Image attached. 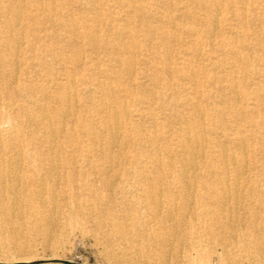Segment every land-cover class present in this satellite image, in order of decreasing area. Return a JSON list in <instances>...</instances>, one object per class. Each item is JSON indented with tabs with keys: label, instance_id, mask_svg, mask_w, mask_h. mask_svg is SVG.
Segmentation results:
<instances>
[{
	"label": "rangeland",
	"instance_id": "374dc122",
	"mask_svg": "<svg viewBox=\"0 0 264 264\" xmlns=\"http://www.w3.org/2000/svg\"><path fill=\"white\" fill-rule=\"evenodd\" d=\"M254 1L246 0L242 3L248 8L244 20L242 17L219 12L216 16L219 30L212 33L204 35L203 32H199L191 35L185 33L186 30L172 32L171 53L178 57L177 59L174 56L172 65L165 63L163 51H159L160 60L152 58L151 51L155 50L151 49V43L145 40L148 38L147 34L143 31L134 32L131 34L132 41L141 49L134 58L132 68H127L126 64L118 60L123 59L122 55L113 50L112 44H108L107 41L115 38L116 41L120 40L127 44L128 40L107 32L105 28L95 29L92 21L103 25L106 19H96L94 14L85 12L88 7L98 6L93 0H20L21 18L26 23L31 15L27 10H23V7L30 9L39 6L41 10L37 14V22L33 24L28 21L30 26L27 31L24 35L18 36L23 50L18 61L8 60L10 66L7 65L0 71V97H2L0 114L3 116L1 123L19 119L15 113H5L2 109L4 103H20L21 96L13 93L15 84L27 83L28 78L30 86L44 85L47 83V78L51 79L59 72L52 71L51 58L41 55L44 46L54 50V47H57L56 41H59L65 60L61 65H54L55 70L65 66L67 74L78 81H87L89 74L99 79L98 72L104 70H107L108 74L115 75L116 80L112 85L116 89L119 88L117 97L124 102L125 110L133 119L137 120V116H141L139 123L147 129L151 117L154 116L161 122V116L167 114V111L159 110L155 104L165 102L172 106L173 98L179 100L173 105L175 109H179L180 103L192 98L190 89H193L195 79L188 76L189 71H197L199 73L197 81L203 82L209 88L211 85L205 82L204 71L213 73L214 68L219 64V74L223 73L221 69L226 64V60L231 61L228 55L225 56V52L230 47H234L243 57L250 56L247 65L263 73L264 63L253 60L252 57L260 55L262 52L260 50L264 49L262 18L264 0H256L255 3ZM233 2L237 3V6L242 5L237 0ZM68 9L74 11L69 12L71 16L67 19L63 15ZM66 19L75 21L72 34L68 28H55L62 23L61 20L66 21ZM115 19L118 21L117 17ZM86 20L91 31L89 38L80 37L81 23ZM237 20L247 22L248 27L251 28L248 30L229 29L227 26L222 28L223 21L233 23ZM29 29L34 32L30 33ZM54 31L57 40L50 37ZM159 35L156 30L150 33L152 39H159ZM123 36L127 37L129 34ZM70 39L73 44L66 42ZM94 39L98 41L93 42ZM189 40L199 41L203 55L209 54L210 58L208 61L203 60L204 62L193 61L184 69L185 62L181 56L183 53L185 56L193 53L191 45L187 44ZM217 40L225 41L228 46L211 53L213 50L211 43ZM3 53L7 54L6 51ZM75 59L84 60L88 72H82L81 68L75 69ZM173 66L181 67L183 71L175 74L172 72ZM230 66L232 67L233 64ZM11 67L17 69V76L7 74V69ZM33 70L38 72L34 74ZM257 78L264 81V76ZM162 83H169L170 90L161 92ZM88 88L91 93L90 85L82 88L78 82L74 87L79 95L87 94ZM92 94L93 100L86 104V107L91 108L90 110L99 106V94H94V91ZM32 96L40 98L41 93L34 92ZM260 102L251 98L246 101L247 106L254 109L249 113L247 121H239L226 114L223 116L222 126L212 123L209 128L213 130V135L219 136L220 140L224 133L231 138L237 136L238 131L245 135L244 129L253 123L249 121L250 118L255 120V112L264 119V105ZM208 104L217 105L221 109L224 106L220 101L219 104L217 101H208ZM172 118L171 115L169 120ZM119 119L122 120V116ZM88 123L90 122L85 120L80 126ZM80 126L77 128L78 131L82 129ZM33 129L38 130L39 126L24 125L15 145L6 144L2 148L11 158L22 162L21 172L25 174L26 179L15 184L2 183V179L0 180V264H264V224L255 225L251 222L252 215L257 212L254 208L243 205L238 211L235 210L233 201L224 205L217 196H214V204L209 205L214 214H203L207 201L198 197L191 210L173 211L172 220L170 218L169 220L157 212L155 204L146 205L137 199L136 192L150 190L145 183L133 187L130 177L117 175L118 171L128 169L129 164L119 157L121 147L116 145L115 148L105 140L90 144L89 137L81 134L77 143L70 144L65 141L68 135L61 133L56 147L58 152L53 156L63 160L58 167L60 169L57 170L59 173H50L45 178V193L41 195L42 197L38 196L33 179L35 175L43 174L47 169V159L50 156L46 147L38 144L35 137L30 135L29 132ZM162 131L169 136L172 133L170 128H164ZM135 146L143 152L147 149L143 143H136ZM156 146H159V143ZM130 151L132 150L129 148L122 150L125 153ZM109 156L112 159L111 165L105 162L106 157ZM157 156L161 160L164 159L160 153ZM83 158L88 161H84ZM141 160L145 161V158ZM33 161L40 162L41 167L33 166ZM208 170L220 171L218 165ZM258 175L263 178L264 171H260ZM217 187L210 185L212 189ZM182 192L177 198L178 202L188 199L189 191ZM170 194L171 196L169 194L168 196L173 198L174 195ZM14 196L20 197L16 199ZM43 197L44 199H41ZM258 204L264 205V201H258ZM260 211L257 214L263 216L264 213ZM183 218L186 220L184 221Z\"/></svg>",
	"mask_w": 264,
	"mask_h": 264
},
{
	"label": "bare ground",
	"instance_id": "6f19581e",
	"mask_svg": "<svg viewBox=\"0 0 264 264\" xmlns=\"http://www.w3.org/2000/svg\"><path fill=\"white\" fill-rule=\"evenodd\" d=\"M93 1L98 6L88 7L85 12L94 14L96 19H106V23L103 25L92 21L95 29L105 28L104 30L107 32L128 40L126 41L128 42L127 44L120 40L116 41L115 38L107 41L108 44H112L113 50L122 55L123 59L118 60L126 64L127 68H132L134 58L137 57L140 52L139 49H141L132 41L131 34L136 31H143L147 34L148 38L145 40L149 41L151 49L155 50L154 52L151 51L152 58H157V61L160 60L159 51H163L165 63L172 65L171 61L176 57L171 53L170 47V43L173 40L172 32L186 30L185 33H191V35L199 32H203L205 35L206 33L209 34L219 30V22L216 19L219 12H224L233 17H242L243 20L244 15L248 13V8L242 4L246 0H237L239 1L238 3L242 4L238 6L237 3L233 2L234 0ZM250 2L253 3L252 1ZM19 3L20 0H0V71L3 67L10 66L8 60L13 62L20 57L23 50L21 47L22 42L18 36L25 34L30 26L29 22L33 24L37 22V14L41 10L39 6H34V8L30 9L21 7L31 15L28 18L29 22L27 21L26 23L21 18ZM70 11L74 10L68 9L63 16L68 19L71 16L69 14ZM115 17L118 18V21ZM262 18L264 21V17ZM67 19L66 21L61 20L62 23L56 25L55 28H68L70 34H72L75 29V21ZM243 20H237L233 23L223 21L222 28L225 26L229 27V29L248 30V28H251ZM81 28L80 37H91L87 20L81 23ZM155 30L160 34L159 39L150 37V33ZM29 32L33 33L34 30L29 29ZM55 32L50 37L57 40ZM123 34H129V36L124 37ZM70 40H66V42L73 44L72 40ZM97 41L96 39L93 40V42ZM235 42L240 43V41ZM187 44L191 45L193 53L186 56L183 53L181 56V59L185 62L184 69L186 68L185 66L189 67L193 61L209 60V54L205 53L203 55V51H201L202 45L199 41L189 40ZM211 44L213 48L211 53L228 46L222 40H217ZM56 45L57 47H54V50L44 46V52L41 55L51 58L53 61L52 71L56 72L58 70L61 72L55 73L51 79L47 78V83L44 85L30 86L28 78L26 80L28 84H15L13 93L21 96L20 103H4L2 106V109L5 110L3 112L15 113L19 118L2 124L1 118L3 116L0 114V180L2 179V183L15 184L26 179L25 174L21 172L22 162L19 159L11 158L2 148L6 144L15 145L20 138L21 128L24 125H37L39 129H33L29 133L35 137V141L38 144L46 147L47 154L50 156L47 159V169L44 170L43 174L35 175V179H33L37 188V195L40 197L46 190L45 178L50 173L58 172L57 170L60 169L58 167L63 162V160L53 157L58 152L56 147L59 136L61 137L60 134H67L68 137L65 141L70 144L77 143L78 136L82 134L89 137L90 144L98 141L101 143V140H105L109 145L115 146V148L117 147L116 145L120 146L119 157L126 160L129 167L118 171L117 175L123 174L130 177L132 180L130 183L133 187L145 183L150 190H143L140 193L136 192L137 199H139L140 203L146 205L147 203L155 204L157 212L168 219H171L173 211L191 210L195 204V199L198 197L207 201L203 214H214V211L210 208L211 204H214V196H217V199H220V202L224 205L226 202L233 201L235 210L239 211L243 205H246L249 208H254L257 212L261 210L264 213V205L258 204V201H264V177L260 178L258 175L260 171H264V119L259 117L258 112H255V120L250 118L249 121H253V123L248 125L247 129H244L245 135L238 131L236 132L237 136L231 138L224 133L222 136L220 135L222 140L219 139V136L213 135V130L209 128L212 123L222 126L223 116L226 114L239 121H247L249 113L254 111L253 108L250 109L249 105L247 106L246 104L249 98L258 102L261 101L260 103L264 105V81L257 78V76H264V70H262L263 73H260L257 68L249 67L247 61L250 56L248 58L246 56L243 57L234 47L228 48L225 56L228 55L227 57L231 61L226 60L225 67L223 66L221 69L223 73L219 74V64L214 68L213 73L212 71H204L203 73L204 78H206L205 82L211 85L209 88L203 82L197 81L199 77L197 71H189L188 76L191 79H195L193 89H190L192 98L180 103L179 109L173 107L174 103L179 101L173 98L171 99L172 102L174 101L172 106H170V103L165 104V102L155 104L159 110L167 111V114L164 113V116H161V122L156 120L154 116L151 117L146 129L139 123L141 116H137V120L133 119L125 110L124 102L117 97L119 88L116 89L112 85L116 80L115 75L108 74L107 70H104L98 72L99 79L87 73L89 74V77L86 78L87 81H78L67 74L65 66L55 70L54 65H61V62L65 60L59 41H56ZM3 51H6L7 54H4ZM260 51H262L261 54L252 57V59L264 63V49ZM176 58L178 59V57ZM74 63L75 69L81 68L82 72H88V69H85L84 60L75 59ZM230 64H233V66L231 67ZM15 67L7 69V74L17 76L18 71ZM36 71H34V74L38 72ZM182 71L181 67H172V72L175 74ZM168 76L170 75L168 74ZM78 82L82 88L90 85L92 87L91 93L88 88L87 94H77L74 87ZM160 86L161 92L170 90L169 83H162ZM93 91L94 94H99V106L94 110H90L91 108L86 107V104L93 100ZM34 92L41 93V97L32 96ZM208 101H217L218 104L220 101L224 106L221 109L217 105L208 104ZM171 115L173 118L169 120ZM120 116H122V120L119 119ZM85 120L90 123L80 126ZM79 126L82 127L81 131L77 129ZM164 128H170L172 131L170 136L163 133L162 130ZM136 143H143L147 149L143 152L142 149L135 146ZM157 143H159V146H156ZM125 148H129L132 151L128 153L122 152ZM159 153L163 155V160L158 158L157 155ZM143 157L145 161L141 160ZM83 160L88 161L86 158H83ZM105 162L111 165L112 159L110 156L106 157ZM214 165H218L220 171L208 170ZM33 166L41 167V164L33 161ZM210 185L218 187L212 189ZM185 190L189 191L188 199L178 202V196ZM170 193L174 195L173 198L169 197L171 196ZM14 197L17 199L20 196ZM41 199H44V197ZM218 200H216V203H218ZM43 203H45L44 200ZM15 205H17V202ZM24 205L26 204L24 203ZM22 206L20 205V207ZM257 212L252 215L251 222L255 225H262L264 224V215H258Z\"/></svg>",
	"mask_w": 264,
	"mask_h": 264
}]
</instances>
